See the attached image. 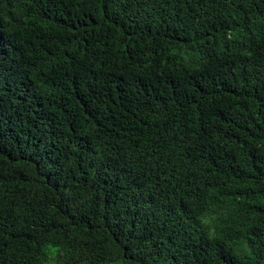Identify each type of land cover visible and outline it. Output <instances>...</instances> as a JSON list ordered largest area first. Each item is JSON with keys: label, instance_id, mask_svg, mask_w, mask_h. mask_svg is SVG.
I'll use <instances>...</instances> for the list:
<instances>
[{"label": "trees", "instance_id": "16d2710c", "mask_svg": "<svg viewBox=\"0 0 264 264\" xmlns=\"http://www.w3.org/2000/svg\"><path fill=\"white\" fill-rule=\"evenodd\" d=\"M0 264H264V0H0Z\"/></svg>", "mask_w": 264, "mask_h": 264}, {"label": "clouds", "instance_id": "9594fccd", "mask_svg": "<svg viewBox=\"0 0 264 264\" xmlns=\"http://www.w3.org/2000/svg\"><path fill=\"white\" fill-rule=\"evenodd\" d=\"M197 220L210 237L215 235L216 217L202 213L197 217Z\"/></svg>", "mask_w": 264, "mask_h": 264}, {"label": "rangeland", "instance_id": "374dc122", "mask_svg": "<svg viewBox=\"0 0 264 264\" xmlns=\"http://www.w3.org/2000/svg\"><path fill=\"white\" fill-rule=\"evenodd\" d=\"M53 248H54V247H50V249H49V251H50L49 255H51V254L54 253V252H53ZM47 259H48L51 263L54 262V261L52 260V259H54V258H50V257H48Z\"/></svg>", "mask_w": 264, "mask_h": 264}]
</instances>
